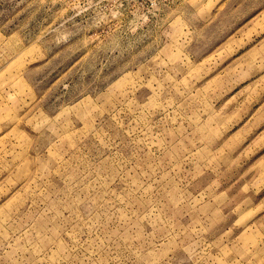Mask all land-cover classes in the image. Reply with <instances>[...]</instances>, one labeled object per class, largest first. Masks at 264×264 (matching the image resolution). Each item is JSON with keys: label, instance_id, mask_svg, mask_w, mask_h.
Instances as JSON below:
<instances>
[{"label": "rangeland", "instance_id": "374dc122", "mask_svg": "<svg viewBox=\"0 0 264 264\" xmlns=\"http://www.w3.org/2000/svg\"><path fill=\"white\" fill-rule=\"evenodd\" d=\"M0 264H264V0H0Z\"/></svg>", "mask_w": 264, "mask_h": 264}]
</instances>
